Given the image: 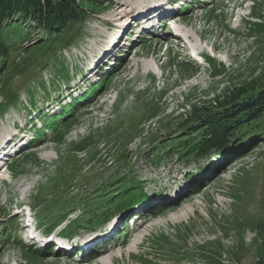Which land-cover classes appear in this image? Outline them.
Returning a JSON list of instances; mask_svg holds the SVG:
<instances>
[{
	"label": "rangeland",
	"instance_id": "1",
	"mask_svg": "<svg viewBox=\"0 0 264 264\" xmlns=\"http://www.w3.org/2000/svg\"><path fill=\"white\" fill-rule=\"evenodd\" d=\"M154 1H105L101 9L87 13L79 38L67 33L57 48L70 45L50 50L44 57L34 45L42 28L18 25L16 34L17 28L8 26L10 18L4 19L7 27L0 24V36L8 38L10 46L6 56L0 55L3 158L30 141L32 133L43 134L41 122L31 118L42 123L45 118L53 120L55 112L70 102L63 99H68L64 87L71 80L88 77L83 82L87 85L106 78L108 83L91 97L68 105L76 118L70 130L75 131L69 130L63 141L47 135L12 158V163L25 156L34 161L26 164L22 174L11 171L9 176L0 170V229L23 227L16 210L7 211L6 198L11 210L14 204H30L35 213L40 211L32 203V191L49 180L60 159L79 156L74 180L78 185L69 188L70 194L93 192V197L73 199L81 204L98 196V186L108 189L114 182L122 186L128 178L133 181L139 176L149 194L162 193L166 185L181 179L197 187L173 206H159L152 218L147 215L151 222L146 226L119 232L104 246L103 257L91 264H264V118L251 119L247 110L251 99L244 100L264 90V0L195 1L197 7L193 5L188 14L173 13L164 20L188 32L192 40L184 34L185 41L172 38L177 28L171 30L169 25L154 29L146 34L149 37L141 36L135 22L151 21L159 13L148 10L140 15L134 10ZM121 26L134 37L109 46ZM202 50L211 56L204 60L195 53ZM43 59L49 61L44 69ZM213 69L222 71L215 75ZM188 122H194L190 128ZM108 126V135H100L106 143L91 142L79 155L73 151L70 142L75 132L102 128L106 132ZM35 161L39 162L35 165ZM27 187L32 191L25 198ZM59 195L52 197L56 204L66 200L57 199ZM184 210L187 213L181 216ZM76 212L81 214L82 209ZM13 216L16 219H10ZM18 231L13 242L0 235V264H78L76 257L27 250L25 234Z\"/></svg>",
	"mask_w": 264,
	"mask_h": 264
},
{
	"label": "trees",
	"instance_id": "2",
	"mask_svg": "<svg viewBox=\"0 0 264 264\" xmlns=\"http://www.w3.org/2000/svg\"><path fill=\"white\" fill-rule=\"evenodd\" d=\"M105 1H108L109 4H111L115 0H0V24L4 27H7L4 24V19L10 18L11 22L10 24H8V26L13 25L12 27L17 28L16 34L19 31L18 25L26 28L28 27V25L34 24L38 27V29L39 27L42 28V36L39 37L40 39L36 43H34V45L37 44L35 47L39 48V53H42L41 56L44 57L50 50L57 51V49L70 45L67 44L63 45L60 48H57L66 37L67 33L74 32L72 38H79V36L81 35L78 31H80L81 26L85 25V21L88 18L87 13H89L90 10L94 11L104 7L103 3ZM87 2L91 3L92 7H88ZM190 6V4L185 6L183 14L186 15L190 11ZM16 17H18V20H15ZM8 40V38H3L2 40L0 36V55L2 57L8 54V50L10 47L9 44H7ZM209 57L210 56H207V58ZM39 58L40 57H38V59ZM48 62L49 61L47 60H42V64H40L43 69L44 67L48 66ZM221 71L222 70L220 69H213L212 73L215 75H219ZM38 74L39 72L37 71L35 73V76H38ZM107 85V79L103 78L98 84L92 87V89L89 91V94L95 93L96 86H99V91H101L102 89H105ZM247 98L251 99L249 104L251 106L247 107V110L251 111V116L249 117L251 119L264 118V90H261L256 97L252 95L249 97L245 96L244 100ZM233 104H238V101H234ZM70 108L71 107L67 108V111L63 114L54 116L52 118V122L49 125L46 124V129H54V139L56 141H63L65 139L67 131H69V129L75 123L76 118L74 116V113L68 114V110L70 111ZM117 110L118 107L115 109V111L117 112ZM216 115L219 116L220 114L216 113ZM193 123L194 122H188V124L186 125H188V128H190V125H193ZM103 129L102 131H97V134H95L94 132V134H91L88 138L77 144H74L72 146L73 151L76 153V151L86 150L88 149L89 144L91 142L94 143L96 140L98 141V143L100 141L106 143L105 137H101L100 135L109 133L111 127L108 126V128H106V132ZM45 130L42 135H38L40 139L43 136L45 137L47 135ZM24 159L16 160V162L12 163L11 168L13 169V171H15L16 173L22 172L24 171L23 167L26 166L28 162L34 163V161L31 160L30 156H25ZM38 162L39 161H35V165ZM77 162H80L78 156L74 157V160L60 159L58 162H56L55 172H52L53 174L49 178V180L40 185V187L38 188L37 205L42 206L44 209H46L47 214H50L51 217L52 215H54L53 221L56 220V222H58L60 218L66 217L71 210L84 208L87 206V202L81 204L80 202H76L77 200L93 197V192L85 194V189L83 190L84 194L82 196L74 197L70 194L71 191L69 188H73L78 185L77 183L74 184L76 173L79 170V166L81 165V163L78 164ZM139 183L140 182L138 181L135 184H131V187L129 186L128 188L120 186L116 182L109 186L108 189H105V186L103 185L101 186V188L100 186L96 187V189H99L98 196L95 197L98 199V201L95 203V206H92L93 208H95V212L89 215L87 218L82 217L78 219V225L84 227L92 222V224L94 225L95 222L102 221L104 218L109 217V215L113 213L111 212L113 206L107 205V202L109 203L116 197L125 196L131 191L141 192L143 190V186H141V184ZM111 187H114L113 191L110 190ZM57 193H60L57 199L62 200L63 197H65L66 200L62 201L60 204H56L54 201V199L56 198L52 197ZM75 198H77L76 201L73 200ZM95 198L88 202L93 203L91 201H93ZM46 201H50V204L45 205ZM116 207L121 210L124 208L126 209L128 205L118 203ZM98 217L102 218L99 220L97 219Z\"/></svg>",
	"mask_w": 264,
	"mask_h": 264
},
{
	"label": "bare ground",
	"instance_id": "3",
	"mask_svg": "<svg viewBox=\"0 0 264 264\" xmlns=\"http://www.w3.org/2000/svg\"><path fill=\"white\" fill-rule=\"evenodd\" d=\"M165 2L166 3H168V1L167 0H156V1H154V2H152V3H147L146 4V6H150L149 8H152L151 10H149V14L151 13V12H153V11H155L156 13H160L161 11H163V9L166 7V4H165ZM169 3H171V2H169ZM145 4V3H144ZM151 4V5H150ZM146 6H144L143 4L141 5V7L140 8H138V9H136V10H134V13H139V11L140 10H142V9H144V8H146ZM174 12H178V10L177 9H175L174 10ZM173 12V13H174ZM127 15L128 14H126V18L125 19H127ZM135 16H137V15H135ZM132 17H133V15H132ZM120 26V25H119ZM122 27V26H121ZM169 27H171V30H172V28L174 27V28H177V35H174L172 38H175V37H178L179 38V41H183L184 40V38H183V35L184 34H187L186 36H187V39H190V40H192L191 38L192 37H190V35L188 34V32L186 33L185 31H183L182 29H180V28H178L179 27V25H175L174 23H172V22H169ZM126 31H128L127 30V27L125 26V27H122V28H116V30H115V33L116 34H113L112 36H111V39L109 40L110 42H109V46H116V44H117V42H121V40L123 39V38H125V37H130V38H133L134 37V34H133V32H126ZM124 32H126V33H124ZM171 32V31H170ZM172 33V32H171ZM141 36H144L143 34H141ZM146 37V36H145ZM199 37L202 39V40H206L204 37H202L201 35H199ZM116 40V41H115ZM185 41V40H184ZM186 43V42H185ZM215 46V45H214ZM213 45H212V48L214 49V50H218V49H216V46L214 47ZM197 48V47H196ZM127 48H125V50H126ZM178 50H180V49H178ZM190 50H192V48H190L189 47V51ZM202 54V53H201ZM190 56H191V58H193L192 57V55L191 54H189ZM75 80L77 79V80H79V79H82V78H80L79 76H77L76 78H74ZM73 79V80H74ZM33 136H34V134H32ZM3 139V137H1L0 138V140H2ZM190 209H192V208H190ZM189 210V209H188ZM187 212H186V210H184V212L181 214V216L184 214H186ZM188 215V214H187ZM176 219V218H175ZM110 229V228H109ZM101 233V235H103L104 234V231H101L100 232ZM100 234H98V235H96V236H94V237H92L91 239H89V241L88 242H92L94 239L96 240V239H98L100 236H99ZM99 236V237H98ZM105 239V238H104ZM101 242H103L102 240H100ZM102 252V251H101ZM103 253V252H102ZM103 254H105V253H103ZM103 257V256H102ZM101 257V258H102ZM110 258L112 259V261H113V259H114V256H110ZM81 264V263H80Z\"/></svg>",
	"mask_w": 264,
	"mask_h": 264
}]
</instances>
